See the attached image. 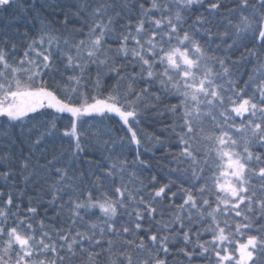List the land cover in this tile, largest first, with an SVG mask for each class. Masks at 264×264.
<instances>
[{"label":"snow or ice","instance_id":"obj_1","mask_svg":"<svg viewBox=\"0 0 264 264\" xmlns=\"http://www.w3.org/2000/svg\"><path fill=\"white\" fill-rule=\"evenodd\" d=\"M0 264H264V0H0Z\"/></svg>","mask_w":264,"mask_h":264}]
</instances>
